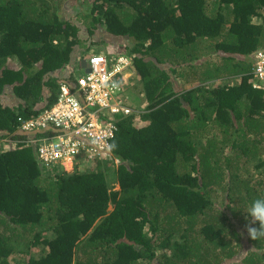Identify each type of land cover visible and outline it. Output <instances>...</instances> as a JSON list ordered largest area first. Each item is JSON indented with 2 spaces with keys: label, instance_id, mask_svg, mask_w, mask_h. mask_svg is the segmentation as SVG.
<instances>
[{
  "label": "trees",
  "instance_id": "16d2710c",
  "mask_svg": "<svg viewBox=\"0 0 264 264\" xmlns=\"http://www.w3.org/2000/svg\"><path fill=\"white\" fill-rule=\"evenodd\" d=\"M260 49L264 0H0V264H264L245 228L264 197ZM99 53L130 57L146 108L113 117L106 158L48 169L20 119Z\"/></svg>",
  "mask_w": 264,
  "mask_h": 264
},
{
  "label": "built area",
  "instance_id": "2783aa9c",
  "mask_svg": "<svg viewBox=\"0 0 264 264\" xmlns=\"http://www.w3.org/2000/svg\"><path fill=\"white\" fill-rule=\"evenodd\" d=\"M131 69L126 54L113 60L103 53L92 55L82 64L75 85L62 84L52 107L33 119H20L21 131L34 134L42 165L73 171L78 161L110 155L117 130L113 117L140 114L127 96ZM252 76L253 87L264 88V49L255 53ZM37 134L43 136L36 139Z\"/></svg>",
  "mask_w": 264,
  "mask_h": 264
},
{
  "label": "rangeland",
  "instance_id": "374dc122",
  "mask_svg": "<svg viewBox=\"0 0 264 264\" xmlns=\"http://www.w3.org/2000/svg\"><path fill=\"white\" fill-rule=\"evenodd\" d=\"M95 40H99V41H103V45L101 47L105 48L107 51H114L115 49H119L120 50H123V46H122V41H120L119 39H115L114 37H109L107 35H105L101 30L98 31V33L96 34V36L94 37ZM124 44V43H123ZM118 51V50H116ZM88 54H86L85 56H87ZM80 74H83V70H81L79 72ZM195 75L193 76H189L187 78H183L182 80H179L180 82V86L181 87H186V88H189L191 85H192V82H196L198 80H196L194 78ZM174 79V77H173ZM238 84L239 83V80H234V81H229V82H226L225 84ZM205 86H214V83H205L204 84ZM132 86L134 87V84H132ZM132 86H128V88H131ZM177 86V85H176ZM131 88V89H128L127 90V96H128V99H130V104L133 106V108H135V110L142 112L145 110L146 108V103L145 102V99L144 97L142 96V94L140 93V88L139 87H136L135 85V88ZM7 94H10V90H7L6 91ZM14 102V101H12ZM138 116L136 117V120H137ZM93 162L90 161V160H85L83 162H80L78 161L77 165L75 167H80V169H85V167H89L90 165H92ZM117 189L119 188L118 186L116 187ZM245 251V250H244ZM242 251L241 253L244 254ZM244 255H241L239 256V258H242Z\"/></svg>",
  "mask_w": 264,
  "mask_h": 264
},
{
  "label": "clouds",
  "instance_id": "9594fccd",
  "mask_svg": "<svg viewBox=\"0 0 264 264\" xmlns=\"http://www.w3.org/2000/svg\"><path fill=\"white\" fill-rule=\"evenodd\" d=\"M85 61L82 64H85ZM77 75H80V73ZM140 93L144 97L142 91ZM142 113L143 111L138 116ZM246 218L248 219V223L245 225V228L249 237L254 241L264 238V197H258L251 202ZM257 224L258 227L253 226Z\"/></svg>",
  "mask_w": 264,
  "mask_h": 264
}]
</instances>
